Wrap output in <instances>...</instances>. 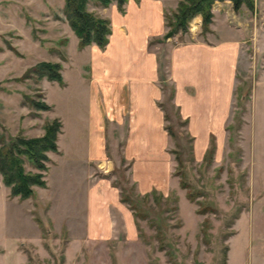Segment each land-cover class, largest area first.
I'll use <instances>...</instances> for the list:
<instances>
[{"label": "rangeland", "instance_id": "1", "mask_svg": "<svg viewBox=\"0 0 264 264\" xmlns=\"http://www.w3.org/2000/svg\"><path fill=\"white\" fill-rule=\"evenodd\" d=\"M175 2L166 0L165 11L170 13ZM63 4L64 0H0V138L18 132L38 136L46 120L59 117L62 122L59 151L47 152V188L35 185L34 194L24 199L10 196L0 174V264H264V103L250 107L251 93L264 92V77L255 80L264 66V0H253L252 9L245 4L239 10L232 3L228 6L231 14L226 22L240 25V56L232 106L221 107L223 119L217 131L214 126L207 128L210 122L204 125L194 107H188L193 111L190 116H183L182 107L170 99V51L182 42L201 39L199 30L178 31L165 38V25L164 33L148 38V47L156 52L162 91L157 105L168 141L153 152L151 164L157 172L150 177L146 198L133 179L131 160L125 156L131 107L126 97L105 94L101 73L96 85L90 80L104 50L93 43L78 47L77 36L64 19ZM87 8L108 17L107 8L97 0H89ZM41 60L61 64L62 83L24 75ZM24 93L46 101L50 108L29 105ZM94 107H122L105 117L102 158L110 160L109 168L95 163L94 175L109 180L127 208L122 193L136 199L143 211V217L134 216L130 230L123 226L116 237L113 232L110 237L90 236L84 224L89 185L86 157L96 127ZM139 140L146 142L141 146L154 150L144 134ZM211 142L214 149L206 158ZM173 149L183 159L191 191L198 192L193 200L187 198L175 174ZM143 151L140 162L150 163ZM160 154L167 158L165 166L157 159ZM25 168L34 169L28 161ZM152 188L160 194L157 200ZM172 194H177L176 201L170 198ZM200 202L210 209L198 212ZM168 248L175 261L168 256Z\"/></svg>", "mask_w": 264, "mask_h": 264}, {"label": "crops", "instance_id": "2", "mask_svg": "<svg viewBox=\"0 0 264 264\" xmlns=\"http://www.w3.org/2000/svg\"><path fill=\"white\" fill-rule=\"evenodd\" d=\"M177 1L171 8L176 6ZM230 3V0L214 2L212 22L207 37L201 34V39L182 42L170 51L169 73L174 85L173 103L182 107L183 116H190L193 111L200 113L204 125L210 122L207 128L214 126L215 131L217 126L222 124L221 107L232 106V90L236 83V65L240 56V25L226 22L231 14L228 7ZM105 8L109 13L111 33L108 43L103 48L104 55L101 59H96L94 67L98 71L90 80L93 84L97 83L98 74L101 73L106 95L126 97L128 107H131L129 111L131 129L125 139V156L131 160V173L137 182L138 190L146 192L151 187L150 177L157 172H154L151 164L153 152L168 141V135L163 131L162 111L157 105L162 91L158 85L156 52L148 47L149 37L161 35L165 31L166 0H127L123 12L117 8L115 1H111ZM193 20H196L194 28H192ZM190 24L188 29L192 33L197 30L200 33V15L194 16ZM210 34L215 38L209 37ZM101 68L102 72L99 71ZM257 76L259 78L256 77L255 80L263 79L264 66ZM263 95L264 92L260 89L254 90L251 93L250 107L253 103L254 107L262 101L264 103ZM188 107H194V110ZM121 108L94 107L96 127L86 157L89 185L86 191L84 216V224L90 236L110 237L113 232L116 237V233L122 231L123 226L126 230H130L134 225V214L120 201L116 187L104 177L94 175L95 163L109 168L110 160L102 158L104 156L102 129L105 117L110 112H120ZM138 129H141V132ZM202 129L198 130V134ZM142 132L147 143L155 145L154 150H147L145 145L144 147L140 145L145 144V141L140 142L141 139L137 141L138 137L141 138L143 135ZM143 150L147 151L146 159H150V163L140 162L143 159ZM158 158L162 162L161 165L165 166L167 159L165 155L160 154ZM41 187L47 188V182ZM112 210L118 214V219L114 217ZM118 220L122 227L119 226L120 229L117 227Z\"/></svg>", "mask_w": 264, "mask_h": 264}, {"label": "trees", "instance_id": "3", "mask_svg": "<svg viewBox=\"0 0 264 264\" xmlns=\"http://www.w3.org/2000/svg\"><path fill=\"white\" fill-rule=\"evenodd\" d=\"M89 0H64L63 15L69 26L77 36V44L79 48H83L88 44H95L100 48H104L109 40L111 33L110 19L96 15L93 11L87 8ZM102 5L106 6L111 1H115L117 8L123 12L124 4L127 0H97ZM216 0H178L176 6L170 13L164 11V22L168 26L167 31H172L175 35L178 31L185 32L189 28L191 19L200 15L201 28L200 33L205 35L210 30V23L212 22V5ZM222 1V0H220ZM234 10H239L241 4H245L249 9L253 8V0H230ZM161 41V39H158ZM61 64L56 61L41 60L29 66L24 75H36L38 78L45 76L49 80H56L59 83L63 82L61 73ZM163 80V78H162ZM239 89V86H236ZM174 86L170 89V99L173 98ZM246 93H244L245 95ZM24 101L37 109H49L50 105L44 100H35L31 95L24 93ZM243 97L242 93L240 97ZM161 105V104H160ZM62 122L59 117H54L46 120L43 124V133L38 136L28 137L21 132L8 138H0V174L2 181L6 186H9V195L18 196L19 198H28L34 193V186H45V172L48 169L47 161L50 159L47 152L57 151V137L61 130ZM167 131L171 134L170 127L166 126ZM214 149V143L211 142L207 147L205 156L210 158ZM176 159L175 174L179 177V184L186 190V196L189 200H193L198 192L191 191V185L186 179V171L184 169L183 159L179 151L173 149ZM28 161L33 170L25 168V162ZM157 195L155 188L150 191ZM143 198L148 197V192L142 194ZM162 197V196H161ZM121 200L126 202L132 210L134 216L143 217L141 206L128 194L122 193ZM174 201L178 199L177 194L170 196ZM173 208L176 205H172ZM210 209L208 204L200 202L197 207L198 212H204ZM202 231H206L202 228ZM158 240L163 245L162 231L157 230ZM168 256L175 261L171 249H165ZM224 256L222 262L224 263Z\"/></svg>", "mask_w": 264, "mask_h": 264}, {"label": "water", "instance_id": "4", "mask_svg": "<svg viewBox=\"0 0 264 264\" xmlns=\"http://www.w3.org/2000/svg\"><path fill=\"white\" fill-rule=\"evenodd\" d=\"M172 35V31H167L164 35L165 38H168Z\"/></svg>", "mask_w": 264, "mask_h": 264}]
</instances>
